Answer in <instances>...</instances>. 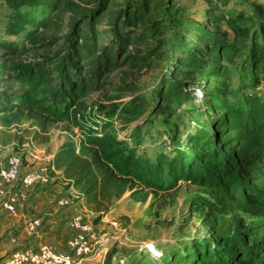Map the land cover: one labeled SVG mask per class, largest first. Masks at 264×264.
<instances>
[{
  "label": "trees",
  "instance_id": "16d2710c",
  "mask_svg": "<svg viewBox=\"0 0 264 264\" xmlns=\"http://www.w3.org/2000/svg\"><path fill=\"white\" fill-rule=\"evenodd\" d=\"M4 1L16 5V10L26 4L75 12L65 35L41 43L49 49L59 46L53 53L39 56L34 48L1 42L18 59L10 67L0 63V85L4 86L0 88V117L5 121L16 120L22 111L43 115L42 124L47 120L72 121L74 110L104 89L103 77L121 62L151 67V58L129 53V48L147 41L157 42L155 55L163 62L150 90L156 114L163 113L162 103L172 107L177 100H190L187 88L192 85L202 86L208 93L209 82L227 71L223 62L233 61L237 54L243 56L236 71V97L255 88L259 75H264V10L260 7L253 26L243 13L225 9L221 16L211 17L216 28L226 25L234 31L235 43L201 33L200 39L210 43L195 45L186 43L183 22L168 0H88L85 6L73 0ZM105 15L110 38L99 44L102 34L98 25ZM34 19L28 12L17 11L6 33L17 36L30 23L38 29L49 25L47 20ZM30 51L35 59H23ZM246 77L250 84L244 82ZM13 84L24 90H13ZM222 100V105L214 107L216 114L208 131L190 133L185 150L178 149L171 156L158 153L151 159L140 154L142 128L133 130L136 145L131 147L112 133L114 122L107 118L82 126L79 142L66 140L57 148L46 174L56 178L55 183H63L65 191L78 190L80 199L98 214L97 220L110 212L121 196V187L129 181L157 191L172 190L182 181L199 188L201 194L193 199L190 214L200 218L207 237L165 250L160 257L147 250L127 252L117 264H255L263 254L264 237L253 236L241 213L264 216V96L245 95L235 103ZM132 113L131 106L121 109L124 117ZM118 254L110 248L102 264H113Z\"/></svg>",
  "mask_w": 264,
  "mask_h": 264
},
{
  "label": "rangeland",
  "instance_id": "374dc122",
  "mask_svg": "<svg viewBox=\"0 0 264 264\" xmlns=\"http://www.w3.org/2000/svg\"><path fill=\"white\" fill-rule=\"evenodd\" d=\"M80 6L87 5L88 0H73ZM120 0H113V3ZM170 7L183 22L186 43L207 45L210 41H202L201 33L208 38L224 40L228 43L237 41L232 29L223 25L216 28L212 16H221V10L225 9L232 14L243 13L248 24L253 26L259 18L260 9L264 10V0H168ZM16 10V5H11L0 0V63L10 67L18 62V59L10 54L9 50L1 46V42L15 43L20 48L39 50V56L53 53L59 46L51 49L43 47L41 43L52 40L54 37L61 38L66 34L70 19L75 12L61 8L58 11H50L44 5L29 7L21 5ZM28 12L34 20H47L48 27L38 29L34 23L27 24L25 29L17 36L6 33L10 18L16 12ZM253 20V21H252ZM102 34L98 40L99 44L107 41L110 35L107 33V15L98 25ZM156 41H147L138 46L129 48L131 54H142L149 58L153 64L149 68H141V65L131 66L130 63L121 62L114 72L105 75V87L102 91L92 94L83 100L79 107L74 110L72 121L47 120L42 124L44 116L29 111H22L16 120L5 121L0 117V169L6 167L10 156H18L21 159L20 171L25 170L24 177L30 174L38 175V171L30 173L29 170L36 162L30 161L31 154L36 155V150L45 149L47 154L52 153L66 140L79 142L83 139L81 127L89 125L105 118L114 122L113 134L119 139L128 142L129 146L136 145L133 139V130L142 128L140 154H146L154 159L158 153L171 156L178 149L185 150L187 137L196 130L207 132L211 127V121L215 117V106L222 105V99L235 103L245 95L258 94L264 96V75H259L255 88H248L235 96L239 86L236 75L238 64L242 54L234 56L233 61H224L227 68L226 73L219 79L209 82L205 93L202 86L192 85L187 88L190 100L187 102L177 100L169 106L162 103L160 107L162 114H156L152 110L151 88L153 79L162 69V60L155 55ZM29 53V52H28ZM23 59H35L33 51L22 57ZM124 61V57L122 58ZM1 74V73H0ZM5 76L9 71H4ZM250 84L248 77L243 79ZM204 83V82H203ZM4 87L0 85V88ZM15 91H23L20 85L10 86ZM226 89L225 93L222 90ZM232 90V91H231ZM212 102V103H211ZM131 106L133 113L123 116L121 109ZM151 109V110H150ZM117 111L116 115L108 116ZM35 168H37L35 166ZM22 174L11 184H3L4 195L0 198V264L18 248L26 245L37 247L45 242L35 243L34 234H24L28 243L20 240L18 232L23 223L12 225L16 218L12 213L16 212L19 200L23 199L24 188ZM34 184L30 185L31 187ZM121 188L122 193L114 203L110 212L97 220L98 214L90 207L84 220L93 225L97 236L93 252L83 258L81 264H102L106 253L110 248L118 250L119 254L113 260L124 259V254L135 250H152L157 252L170 251L182 248L193 239H202L208 236V230L204 227L200 218L190 214L193 199L200 195V190L194 184L182 181L174 189L168 191H157L142 185L134 184L132 181L125 183ZM15 211H10L4 206L5 201H11ZM245 223L256 239L264 237V216H257L248 212H242ZM88 215V216H87ZM35 218L33 221H35ZM31 222V223H32ZM30 224H28L29 227ZM24 244V245H23ZM48 244V243H46ZM150 246V247H148ZM148 247V248H147ZM66 252V251H65ZM153 255V254H152ZM255 264H264V252Z\"/></svg>",
  "mask_w": 264,
  "mask_h": 264
},
{
  "label": "crops",
  "instance_id": "0c3cea01",
  "mask_svg": "<svg viewBox=\"0 0 264 264\" xmlns=\"http://www.w3.org/2000/svg\"><path fill=\"white\" fill-rule=\"evenodd\" d=\"M58 148V147H57ZM57 148L46 156V148L36 150V155L31 154L32 158L27 157L30 161H35V166L29 170L33 173L38 171L37 180L34 186L23 187V199H20L16 208V212L12 215L16 218L13 220V226L18 228L22 222L24 226L19 234L20 240L23 243H28V239L24 232L28 235V224L35 218L41 220V227L34 233L35 243L45 242L53 246L59 251L70 252L67 245L68 239L72 236L69 223L76 215L86 216V213L91 212L89 205L83 199H80L81 193L72 188L65 191L63 183H55V179L46 174V168L52 159ZM25 170L20 171V175L24 177ZM57 176L60 173L57 172ZM62 200H68V205H63ZM88 216V215H87ZM24 245V244H23ZM82 262V261H81ZM81 262L79 264H81Z\"/></svg>",
  "mask_w": 264,
  "mask_h": 264
},
{
  "label": "built area",
  "instance_id": "2783aa9c",
  "mask_svg": "<svg viewBox=\"0 0 264 264\" xmlns=\"http://www.w3.org/2000/svg\"><path fill=\"white\" fill-rule=\"evenodd\" d=\"M21 159L18 156H10L6 167L0 169V198L4 195L3 184L14 183L20 173ZM37 180V176L30 174L23 178L24 186L28 187ZM12 200L5 201L4 206L10 211H15L11 203ZM63 205H68V200H62ZM42 223L36 219L28 227L29 234H34ZM69 226L74 232L68 240L67 245L70 252L59 251L50 244L42 243L37 247L18 248L5 260L4 264H79L83 258L90 255L96 244V233L92 224L84 220L82 215L74 216ZM150 247V246H148ZM147 247V248H148ZM152 250V254L160 257L161 253Z\"/></svg>",
  "mask_w": 264,
  "mask_h": 264
}]
</instances>
